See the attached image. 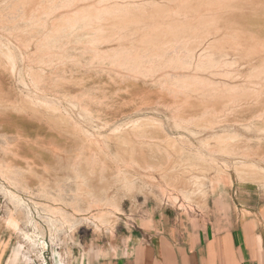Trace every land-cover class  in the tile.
Wrapping results in <instances>:
<instances>
[{"label": "rangeland", "instance_id": "374dc122", "mask_svg": "<svg viewBox=\"0 0 264 264\" xmlns=\"http://www.w3.org/2000/svg\"><path fill=\"white\" fill-rule=\"evenodd\" d=\"M248 182L264 0H0L5 264H65L148 207Z\"/></svg>", "mask_w": 264, "mask_h": 264}, {"label": "crops", "instance_id": "0c3cea01", "mask_svg": "<svg viewBox=\"0 0 264 264\" xmlns=\"http://www.w3.org/2000/svg\"><path fill=\"white\" fill-rule=\"evenodd\" d=\"M234 187L206 206L148 207L65 264H264V182ZM9 249L0 231V264Z\"/></svg>", "mask_w": 264, "mask_h": 264}, {"label": "bare ground", "instance_id": "6f19581e", "mask_svg": "<svg viewBox=\"0 0 264 264\" xmlns=\"http://www.w3.org/2000/svg\"><path fill=\"white\" fill-rule=\"evenodd\" d=\"M131 14V13H130ZM114 21V20H113ZM121 21H123V20H121ZM114 22H117V20H115ZM163 43V42H162ZM175 45V44H174ZM179 45V44H178ZM175 48V47H174ZM187 48V47H186ZM178 53V52H177ZM154 58V57H153ZM223 63V62H222ZM198 69V68H197ZM190 79V78H189ZM198 81V80H197ZM181 82H182V80H181ZM180 82V83H181ZM183 84V83H182ZM184 85V84H183ZM205 85V84H204ZM189 92V91H188ZM152 139V138H151ZM150 145V144H149ZM135 164V163H134ZM208 166V165H207ZM187 167V166H186ZM200 167V166H199ZM148 168V167H147ZM151 168H154V167H151ZM76 169V168H75ZM146 169V168H145ZM148 170V169H147ZM149 170H151V169H149ZM154 171V170H153ZM131 185V184H130ZM129 187V186H128ZM132 187V186H131ZM93 199V198H92ZM95 200V199H94ZM98 200V199H97ZM96 204V203H95ZM102 204V203H101ZM106 206V205H105ZM32 239H30V241H31ZM32 242H34L33 240H32Z\"/></svg>", "mask_w": 264, "mask_h": 264}]
</instances>
